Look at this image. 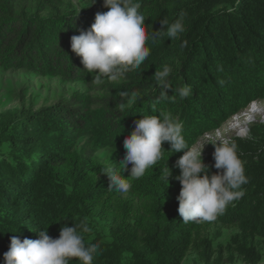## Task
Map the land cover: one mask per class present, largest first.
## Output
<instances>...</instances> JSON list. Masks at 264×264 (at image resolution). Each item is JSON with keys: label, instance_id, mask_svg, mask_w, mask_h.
I'll return each instance as SVG.
<instances>
[{"label": "trees", "instance_id": "1", "mask_svg": "<svg viewBox=\"0 0 264 264\" xmlns=\"http://www.w3.org/2000/svg\"><path fill=\"white\" fill-rule=\"evenodd\" d=\"M40 1L44 12L30 14L18 11L19 0H0V66L90 84L96 74L83 69L81 58L71 50V37L89 29L97 12L108 11L103 0H91L80 13L68 6L59 9L61 0ZM139 2L149 30H159L160 20L171 23L182 17L185 31L173 40L166 34L148 40L150 55L141 67L127 72L120 84L109 86L110 108L137 94L124 112L111 113L117 119L107 121L84 112L89 99L78 94L67 104L0 115V147L7 145L10 151L9 158L0 160V264L13 235L38 239V231L49 225L48 234L58 238L63 224L81 221L91 229L84 234L85 242L100 245L93 264H182L190 252L208 262L214 253L204 235L215 225L239 231L227 248L231 254L247 264L261 261L264 132L259 135L261 145H238L248 164L245 195L215 221L200 223H185L178 213L181 185L175 179L179 169L173 165L183 153L168 150L167 142L162 159L142 178L130 179L126 193L109 190V178L101 172L108 165L79 145L92 132L94 146L115 147L108 163L119 166L126 152L123 134L134 129L141 115L170 114L182 122V134L190 139L264 100V0ZM45 12L47 16L41 17ZM164 66L171 68V88L167 98L157 101L160 89L155 87L154 74ZM184 86L189 95L181 99L177 90ZM122 91L129 96L121 98ZM167 164L172 171L169 184L160 178ZM130 169L131 165L121 169V175L129 178ZM217 171L212 167L210 174ZM95 222L109 227L107 241L94 235ZM70 264L80 261L72 258Z\"/></svg>", "mask_w": 264, "mask_h": 264}, {"label": "clouds", "instance_id": "2", "mask_svg": "<svg viewBox=\"0 0 264 264\" xmlns=\"http://www.w3.org/2000/svg\"><path fill=\"white\" fill-rule=\"evenodd\" d=\"M103 7L108 11L97 12L90 28L73 35L70 44L71 50L81 58L83 69L96 74V84L102 82L101 77L115 81L124 78L127 72L139 69L150 55L145 46L148 40L162 34L173 40L185 31L182 17L171 23L167 19L160 20L159 30H149L145 24L146 17L140 11L139 0H103ZM170 73L171 68L164 66L154 74L155 87L160 89L157 101L168 97ZM177 93L183 99L189 95V89L184 86ZM120 96L125 98L129 93L122 91ZM136 98L137 94L131 93V99L127 103L122 99L117 109L124 112ZM141 116L134 121V129L124 139L126 152L120 165L112 160V164L101 169L109 178V190L126 193L131 186L130 179L142 178L147 169L162 159L163 145L167 142L170 145L168 150L183 153L173 165L179 169L175 179L181 189L176 199L183 222L215 221L225 213L228 205L245 195L243 185L248 183V178L234 139L218 131L215 139L205 137L188 146L182 134V122L172 115L161 112L159 115ZM237 135L252 139L245 131ZM207 143L214 146V165L211 166L204 163L202 156ZM128 165H131L130 177L125 178L121 169ZM212 167L218 171L210 174ZM171 175L167 164L160 178L169 184ZM48 227L38 231V239L21 240L13 235L8 251L3 255L4 264H70L72 258L78 259L80 264H93L94 258L100 254L98 243L85 242L84 234L91 231L86 221L72 223V226L63 224L58 238L48 234Z\"/></svg>", "mask_w": 264, "mask_h": 264}, {"label": "rangeland", "instance_id": "3", "mask_svg": "<svg viewBox=\"0 0 264 264\" xmlns=\"http://www.w3.org/2000/svg\"><path fill=\"white\" fill-rule=\"evenodd\" d=\"M61 2L62 5H58L59 9L64 8L63 10H66L68 6V8H72L80 13L85 7H88L91 0H61ZM40 3V0H19V4L17 5L18 11L21 12L24 9L30 14L39 10L44 12L40 7ZM46 14L47 12L41 13L40 16L45 17L47 16ZM101 80L102 82L100 84H96L95 80L90 84H84L82 82L69 81L64 77H45L26 69L8 70L0 66V115L20 109L35 112L44 107L67 104L72 100L75 94H78L89 99L88 105H83L84 112L92 114V116L101 117L107 121L112 118L117 119L115 114H111L117 108L108 107L107 102L111 96V93H109V86L120 84L121 81L119 79L113 81L108 77H101ZM147 95H149V93H147ZM253 107L264 112V100L252 102L220 127L214 128L202 136H196L190 139L184 136L187 145L192 146L197 144L205 137L210 140L215 139L218 131L234 139L238 145L243 144L246 148L250 147V145L251 148L261 145L263 141L262 137L259 135L264 132V119L261 116L257 115V117H253L255 121L250 123L248 129L245 130L252 139L240 138L231 129L236 122H241L244 116L248 114ZM112 121L110 122L111 124ZM123 130L124 129H121L119 136L122 135L121 132ZM131 131V129L126 131L123 136L127 137ZM89 135H93V133L90 132L85 136L79 145L86 148L87 151H90L92 155L97 156L104 164L110 165L108 162L115 151V147H111V145L104 146L103 148L99 146L96 147L93 145V137ZM123 142L124 140L121 143L123 144ZM213 152L214 146L210 143L205 144L202 153L205 164H210L213 159ZM251 152L252 149H249L250 154H252ZM241 153L242 151H238L240 157L245 158L244 154ZM9 154L10 151L7 145L0 147V160L9 158ZM247 165L248 164L244 162V167ZM238 234L239 231L234 226H211L204 236L207 237L212 244L213 257L207 262L197 253L190 252L182 264H247L241 256L238 254H231L230 250L227 249ZM94 235L107 241L109 237V227L105 223L95 222ZM257 248L260 249L261 246L258 244ZM257 264H264V251L262 252L261 261Z\"/></svg>", "mask_w": 264, "mask_h": 264}, {"label": "bare ground", "instance_id": "4", "mask_svg": "<svg viewBox=\"0 0 264 264\" xmlns=\"http://www.w3.org/2000/svg\"><path fill=\"white\" fill-rule=\"evenodd\" d=\"M257 115L261 116L264 119V112L260 111L258 108L253 107L250 112L244 116L243 120L241 122H236L231 129L236 133V135L238 132L245 131L246 129H248V125L255 121V118L253 117H257Z\"/></svg>", "mask_w": 264, "mask_h": 264}]
</instances>
